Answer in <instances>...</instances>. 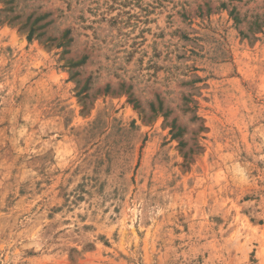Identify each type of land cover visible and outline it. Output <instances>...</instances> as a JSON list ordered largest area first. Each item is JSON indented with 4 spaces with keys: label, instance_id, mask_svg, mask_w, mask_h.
Here are the masks:
<instances>
[{
    "label": "rangeland",
    "instance_id": "374dc122",
    "mask_svg": "<svg viewBox=\"0 0 264 264\" xmlns=\"http://www.w3.org/2000/svg\"><path fill=\"white\" fill-rule=\"evenodd\" d=\"M0 264H264V0H0Z\"/></svg>",
    "mask_w": 264,
    "mask_h": 264
},
{
    "label": "trees",
    "instance_id": "16d2710c",
    "mask_svg": "<svg viewBox=\"0 0 264 264\" xmlns=\"http://www.w3.org/2000/svg\"><path fill=\"white\" fill-rule=\"evenodd\" d=\"M231 13H232V11H231Z\"/></svg>",
    "mask_w": 264,
    "mask_h": 264
}]
</instances>
